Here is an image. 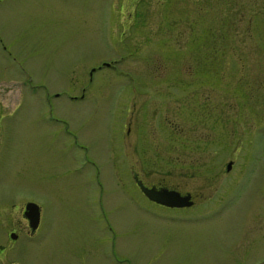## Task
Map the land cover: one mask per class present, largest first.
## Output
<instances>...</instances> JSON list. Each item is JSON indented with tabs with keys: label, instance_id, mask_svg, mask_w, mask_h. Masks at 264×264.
<instances>
[{
	"label": "rangeland",
	"instance_id": "1",
	"mask_svg": "<svg viewBox=\"0 0 264 264\" xmlns=\"http://www.w3.org/2000/svg\"><path fill=\"white\" fill-rule=\"evenodd\" d=\"M0 264H264V0H0Z\"/></svg>",
	"mask_w": 264,
	"mask_h": 264
},
{
	"label": "water",
	"instance_id": "2",
	"mask_svg": "<svg viewBox=\"0 0 264 264\" xmlns=\"http://www.w3.org/2000/svg\"><path fill=\"white\" fill-rule=\"evenodd\" d=\"M137 186L139 187L140 191L151 201L158 203L160 205H164L167 207H182L188 206L190 202L188 201V194L184 196H180L175 191H170L166 189H159L156 190L154 187L147 188L141 184V182L135 179ZM23 215L28 220V225L31 230L37 225L38 222V207L36 204L32 202H27L24 205V212ZM13 238V235H10Z\"/></svg>",
	"mask_w": 264,
	"mask_h": 264
},
{
	"label": "flooded vegetation",
	"instance_id": "3",
	"mask_svg": "<svg viewBox=\"0 0 264 264\" xmlns=\"http://www.w3.org/2000/svg\"><path fill=\"white\" fill-rule=\"evenodd\" d=\"M128 131H129V128H127V132H126L127 134L129 133ZM137 178H138V177H137ZM138 179H139V178H138ZM144 185H146V184H144ZM146 186H151V185H146ZM154 186H155L156 189H160V187H161L160 184H158V185H157V184H154ZM175 190H176V189H175ZM190 200L192 201V204H194V200L192 199V197H190ZM192 204H191V205H192ZM25 221H26V220H25ZM26 223H27V221H26ZM27 224H28V223H27ZM27 226H28V225H27ZM28 230H29V232H30V229H29V228H28ZM33 232H34V231H33ZM33 232H30V233H33Z\"/></svg>",
	"mask_w": 264,
	"mask_h": 264
}]
</instances>
